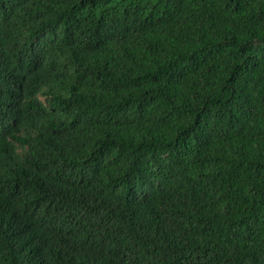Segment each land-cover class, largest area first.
<instances>
[{"label": "trees", "instance_id": "trees-1", "mask_svg": "<svg viewBox=\"0 0 264 264\" xmlns=\"http://www.w3.org/2000/svg\"><path fill=\"white\" fill-rule=\"evenodd\" d=\"M0 264H264V0H0Z\"/></svg>", "mask_w": 264, "mask_h": 264}]
</instances>
